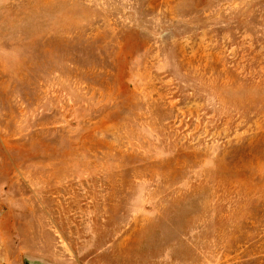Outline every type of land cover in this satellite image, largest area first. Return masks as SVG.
Masks as SVG:
<instances>
[{
    "label": "rangeland",
    "instance_id": "obj_1",
    "mask_svg": "<svg viewBox=\"0 0 264 264\" xmlns=\"http://www.w3.org/2000/svg\"><path fill=\"white\" fill-rule=\"evenodd\" d=\"M264 264V0H0V264Z\"/></svg>",
    "mask_w": 264,
    "mask_h": 264
},
{
    "label": "water",
    "instance_id": "obj_2",
    "mask_svg": "<svg viewBox=\"0 0 264 264\" xmlns=\"http://www.w3.org/2000/svg\"><path fill=\"white\" fill-rule=\"evenodd\" d=\"M22 264H50L45 260L28 256V255H23L22 256Z\"/></svg>",
    "mask_w": 264,
    "mask_h": 264
}]
</instances>
